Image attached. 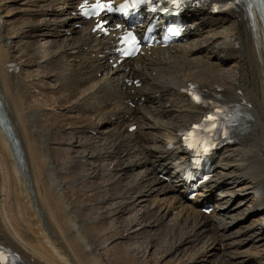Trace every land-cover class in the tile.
I'll return each instance as SVG.
<instances>
[{"label":"bare ground","instance_id":"1","mask_svg":"<svg viewBox=\"0 0 264 264\" xmlns=\"http://www.w3.org/2000/svg\"><path fill=\"white\" fill-rule=\"evenodd\" d=\"M25 1L31 14H17L11 1L0 0V244L20 264H108L85 235L99 203L106 205L102 213H115L142 237L149 229L162 233L148 237L161 256L145 254L137 264H210L216 251L229 255L222 264H264V246L256 244L264 241L260 0L218 15L213 4L227 0L196 4L185 19L194 28L183 41L146 48L116 67L115 38L92 31L93 21L79 15L81 0ZM5 9L14 13L12 20H1ZM191 84L225 102H244L247 120L232 141L214 150V178L189 198L182 175L191 159L183 133L210 111L191 98ZM67 129L73 132L67 143L75 146L71 166L85 163L84 151L93 158L76 182L99 192L94 203L75 204L63 179L66 167L52 162L53 133ZM101 180L113 187V197L100 189ZM239 197L250 206L236 217ZM205 202L215 203L212 216Z\"/></svg>","mask_w":264,"mask_h":264},{"label":"rangeland","instance_id":"2","mask_svg":"<svg viewBox=\"0 0 264 264\" xmlns=\"http://www.w3.org/2000/svg\"><path fill=\"white\" fill-rule=\"evenodd\" d=\"M9 1H11V3H13V4H7L8 6L19 8L16 11L17 14L23 13L22 11L26 12L28 9L27 8L28 6H27L25 0H9ZM12 13L13 12L11 11L8 13V15H6L7 9H5V11H3V13H2L1 19H3L5 22L12 20L15 17L14 13L13 14ZM27 13L31 14L32 12L27 11ZM218 14H220V13H213V15H218ZM35 30L36 29H31L30 33L32 35H34L35 33L39 32V29H37L36 31ZM67 35H70V33H67ZM66 37H68V36H66ZM39 47H42L40 45V43H38V48ZM28 68H30V66ZM31 70H32V68H31ZM29 72L32 73L31 71H29ZM46 77L47 76H45L44 77L45 79H43L44 82H48V80H49L48 78L46 79ZM29 95L32 98L35 97V94L32 91L29 93ZM143 102H144V97L138 103L141 105ZM130 105L132 107H135L136 103H130ZM137 127H138V124L134 125V128L130 129V131L131 132L136 131ZM87 134L90 136L92 135L93 137L97 135L95 131H90ZM72 135H73V132L71 131V129H67L66 131L65 130L56 131L53 133L52 140H50V146L53 147V149H54V156H53L52 162L55 164V163H58L57 161H59L58 164H60V167L61 166L66 167L65 173L63 172V170H64L63 168H60V167L59 168H60V171L63 172V174H64L63 179L65 180V182L69 186V190H72L71 192H69V197H72V198L75 197V204H77V205L88 204V202H90V199L93 200V203H94V200L96 198L98 199V198L102 197V196L99 197V195H100L99 192L96 195L92 192H88L89 191L88 186L82 187V186H80L81 185L80 183L76 182V179L77 180L81 179L82 174L85 173V169L87 167L89 168V164H91L93 162V158L90 156H87V154H89L90 152L84 151V153L86 155L82 160L85 163H83L82 161L81 162L79 161L78 164L83 163V165H80L77 168H74L71 166L73 164V159L71 157L72 156L71 153H73L74 151L70 152V150H72L73 148H74L73 150H75V146H74V144L69 145L67 143V141H68V139H70V137H72ZM101 162H103V161H101ZM70 168L72 169L71 171H70ZM82 168H83V170H82ZM81 170H82V172H81ZM60 171H59V173H60ZM213 173H214V171H213ZM213 178H214V176L212 177V179ZM167 181H170V179L168 178ZM83 182H85V181H83ZM95 185L96 184L89 185V186L93 187ZM99 187L102 190H107V194L109 196H112V197L114 196V191H113L114 189L112 186L109 187V182L101 180L99 182ZM94 188H98V187H94ZM116 194H117V191H116ZM225 194H224L225 199L229 198V195H227L228 193L226 195ZM238 200L240 202V205L233 211V214L242 212L244 210L246 211L250 206V203L248 202V200H244L243 198L239 197V199H236L235 202H238ZM98 204L99 203H96L94 205L95 207H93L94 210H93V213L91 214L92 215L91 221H90L91 224H89L87 226V228L85 229V235H88L92 240L96 241L98 246L101 247L102 254L105 255V259L107 257L108 264H137V263L142 261L145 254L149 255L151 257L153 254L157 253L158 247L151 248V245L149 247L148 237L154 238L158 234L155 238H158V239L162 238L163 237L162 233L160 231H158V229H149L146 236L142 237L139 234V232L135 226L130 225L128 222L125 223V221H123V220L117 221L116 217H115L116 216L115 213H113L115 215L111 214L112 212H110L109 214L102 213V211L106 205L104 206V205H101V204L98 205ZM212 207H213L212 210L209 213H206L209 216H212L214 213L213 212L214 207H215L214 202L212 203ZM97 211H98V216L96 218H94L96 216ZM244 212L242 214H236L235 216L241 217L244 214ZM87 213H88V211L87 212L85 211V213L81 212V216L84 219H86V218H88ZM172 215L174 216L173 213L168 215V217L166 218V222L170 221V219L173 217ZM126 216L127 215H124L123 217L126 220H128L129 222H131V218L129 219V217H126ZM167 219H169V220H167ZM247 224H249V223H247ZM183 227L184 226H182V229H184ZM184 231H186V229H184ZM157 241H158V243H160L159 240H157ZM261 242H263V243H261ZM149 243H150V241H149ZM251 244H252V242L246 243L242 247V249L243 250L250 249L252 247ZM256 244H258V248H263L264 241H258ZM107 252H108V255H107ZM219 254H220V251L215 252V254L211 257V259H213V260L211 261L210 264H214V262H215V264L216 263L222 264V261H220V258L221 259L222 258H228V256H229V255H225L228 253H224V252H221L220 255ZM156 255L157 254H155V256ZM159 255L161 256V254H158L156 256V258H158ZM200 264H204V263H200Z\"/></svg>","mask_w":264,"mask_h":264},{"label":"snow or ice","instance_id":"3","mask_svg":"<svg viewBox=\"0 0 264 264\" xmlns=\"http://www.w3.org/2000/svg\"><path fill=\"white\" fill-rule=\"evenodd\" d=\"M96 7H98V8H104V7H110V6H108V5H103V4H97ZM125 39H126V40L131 39L132 42L135 43V37H133L131 33H129V34L125 37ZM195 99H197V101H199V97H195ZM206 119H208V120H212V119H214V117L209 116V117H207ZM197 127H198V126H197Z\"/></svg>","mask_w":264,"mask_h":264}]
</instances>
